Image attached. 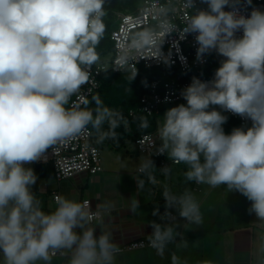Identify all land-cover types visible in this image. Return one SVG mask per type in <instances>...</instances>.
I'll list each match as a JSON object with an SVG mask.
<instances>
[{
    "label": "clouds",
    "instance_id": "1",
    "mask_svg": "<svg viewBox=\"0 0 264 264\" xmlns=\"http://www.w3.org/2000/svg\"><path fill=\"white\" fill-rule=\"evenodd\" d=\"M247 6L252 0H243ZM106 0H0V264H52L53 257L69 255L67 264H116L121 248L113 233L91 227L93 218L114 207L104 203L93 211L89 201L59 196L54 211L45 212L33 192L38 177L26 164L40 160L49 148L88 132L98 142H118L116 129L127 128L122 113L93 97L95 108L71 103L87 84L96 51L104 36ZM184 0L191 9L182 29L195 34L197 60L215 51L224 57L211 81L193 77L181 92L186 104L168 109L158 129L157 152L187 165V181L245 196L249 214L264 222V11L253 7L240 13L241 0ZM228 10H225V9ZM164 37L175 31L170 21L160 24ZM243 33L237 36L238 32ZM157 35L141 34L140 43L155 42ZM163 40L157 44L159 55ZM134 78V77H133ZM219 109V110H218ZM223 112L251 121V127L226 134ZM108 124V130L103 125ZM148 126L141 117V128ZM153 161L139 166L155 183ZM166 175L170 169H161ZM143 189L144 181L137 182ZM165 212L150 222L149 246L163 257L169 244L186 248L188 240L168 209L175 208L186 224H203L195 196L177 197L165 190ZM139 201L131 200L136 212ZM153 215H160L159 209ZM186 226V225H185ZM180 238L177 242V238ZM171 264H187L174 252ZM202 264H211L204 261Z\"/></svg>",
    "mask_w": 264,
    "mask_h": 264
},
{
    "label": "crops",
    "instance_id": "2",
    "mask_svg": "<svg viewBox=\"0 0 264 264\" xmlns=\"http://www.w3.org/2000/svg\"><path fill=\"white\" fill-rule=\"evenodd\" d=\"M150 132L157 134L156 129ZM105 146L118 149L110 143ZM105 152L102 154L103 170L98 173H83L60 182L53 175L38 178L32 190L41 201L43 211L51 212L57 207L53 197L55 191L62 197L78 202L89 198L96 209L99 205L111 203L114 205L111 211L103 212L100 209L102 220L90 222L89 226L97 228V236L100 229L111 231L115 242L121 244L135 238H148L152 232L150 222L162 225L171 223L160 218L165 212V190L177 197L188 191L200 205L202 225L186 224L175 208L168 209L176 217V223L180 225L177 230L188 240V246L177 249L175 244H169L163 257L151 247L123 251L117 256L116 264H171L174 252L187 264H202L204 261L211 264H264V224H254L253 227L250 217H246V221L242 213L238 216L236 211L227 210L228 205H222V202L231 203L225 197L222 200L209 197L208 186L204 189V184L187 181L184 175L188 170L187 165L174 163L166 154L170 169L166 175L159 161L153 160L156 168L150 170L155 177V183H152L147 173L139 171V166L147 157H139L141 152L138 148L131 147L125 153ZM140 180L144 181V186L139 190L137 182ZM132 199L139 201L136 212L130 210ZM157 208L160 215H153ZM179 240L178 237L177 242ZM69 255L53 257L52 264H67ZM2 260L0 253V262Z\"/></svg>",
    "mask_w": 264,
    "mask_h": 264
},
{
    "label": "built area",
    "instance_id": "3",
    "mask_svg": "<svg viewBox=\"0 0 264 264\" xmlns=\"http://www.w3.org/2000/svg\"><path fill=\"white\" fill-rule=\"evenodd\" d=\"M241 3L240 13L243 15H250L253 7L264 11V0H252L251 6L245 5L243 0ZM183 4L184 0H141L135 11H115L114 27L110 32L113 50L91 67L88 83L82 86L81 94L74 96L71 103H79L83 107L88 97L100 86L101 75L109 70L119 72L128 69L133 75L139 74L143 67H160L165 71L143 85V94L137 111L148 115H158L167 104L186 103L181 92L191 83L193 77L202 81H211L224 57L213 51L204 56V62L197 60L198 45L195 34H186L182 38L186 17L192 13V10L185 9ZM196 7L204 9L207 6L196 0ZM105 10L108 13L106 4ZM106 19L107 14L103 18L104 23ZM165 20L175 25V31L164 37L160 24ZM144 33L159 35L155 42L140 43L141 34ZM242 35V31L237 33V36ZM162 40L160 50L163 56L167 57V62L162 58L154 57L159 55L157 44ZM137 111L131 109L130 114L135 116ZM227 113L238 120L240 127H251L250 120ZM134 142L139 152L147 159L158 160L162 168L167 166L166 153L157 152L161 144L158 143L153 132L140 133ZM36 164H51L53 176L58 182L79 174H95L102 171L101 148L92 138L91 125L85 134L58 143L54 148H49L40 160L26 164L25 167ZM59 196L60 194L55 191L54 199ZM83 201H89L92 210H97L93 207L91 199L84 198L81 202ZM94 221L101 219L93 218L91 222ZM119 246L121 252L150 247L148 238L141 237L123 242Z\"/></svg>",
    "mask_w": 264,
    "mask_h": 264
},
{
    "label": "trees",
    "instance_id": "4",
    "mask_svg": "<svg viewBox=\"0 0 264 264\" xmlns=\"http://www.w3.org/2000/svg\"><path fill=\"white\" fill-rule=\"evenodd\" d=\"M137 1L139 2L141 0ZM105 4L108 9L107 19L105 21L106 29L103 38L96 48V51L99 55V60H102V57L111 52L114 47L113 41L110 38V32L114 27L115 11H135L139 7H137L136 4L129 3L127 5H123L125 8L123 10L117 4L116 0H106ZM164 72L165 71L160 67H143L141 68V72L137 75H133L128 69H123L119 72H113L109 70L101 75V84L88 97L86 101L87 106L89 108H95L96 105L93 97L99 96L104 106L111 110L122 113L123 117L128 123L126 129L123 126H120L116 129V132L119 134L118 142L111 139H105L103 142H98L97 133L92 129V138L97 141L100 147H102L103 143L119 145L126 139L135 141L136 137L140 133L153 131L156 129L158 115H148L144 112L137 111V108L140 98L143 94L144 83L156 78ZM131 109H135L137 111L135 116L130 114ZM222 114L228 117L227 122L223 125V129L226 134H230L233 128L240 127V123L235 117L227 112H223ZM141 117L145 118L147 121L148 126L146 128L140 127ZM108 127V124L105 123L103 125V130L107 131ZM31 168L34 170L38 178H48L50 175H53L51 164H36Z\"/></svg>",
    "mask_w": 264,
    "mask_h": 264
},
{
    "label": "rangeland",
    "instance_id": "5",
    "mask_svg": "<svg viewBox=\"0 0 264 264\" xmlns=\"http://www.w3.org/2000/svg\"><path fill=\"white\" fill-rule=\"evenodd\" d=\"M117 4L121 7V9H125L123 7V5H127L129 3H132V4H136L137 7L141 4V1H137V0H116ZM180 104H183V103H173V104H167L165 106H163L164 108L161 109V112L160 114L158 115V118H157V126H156V131H157V134L154 133V136L156 137V140H158L159 142H161L160 140V137L158 135V129L159 127L162 125L163 123V116L165 114V112L172 108V107H176ZM219 110V109H218ZM123 143H125L124 145H122ZM106 143H103L102 144V147L101 148V155L102 154H105V150H108V152L111 150L113 152H121V153H125L128 149H130L131 147L132 148H137L133 142L130 140V139H126L124 140V142L120 143L119 145H115V147H118V149H112L111 147H108V146H105ZM118 155V154H117ZM129 156V155H128ZM145 155L140 153L139 157H144ZM204 189L208 186L207 184H204ZM40 189H42V186H40ZM208 196H212V197H215V198H219L220 200H222L223 197H225L228 201H230L231 203H225V202H222V205L225 206V205H228L229 207H227V210H234L236 211V213H238V216L239 214H243L244 215V220L247 221L246 217H250V222H251V225L253 226L254 224H256L257 226H262L264 224V222H261L259 220H257L256 216L254 214H249V211L248 209L250 208L251 206V202L245 197L243 196L242 194H240L239 192L237 191H227L226 190V185H221L220 187L218 188H211L210 186H208ZM255 227V226H253Z\"/></svg>",
    "mask_w": 264,
    "mask_h": 264
}]
</instances>
